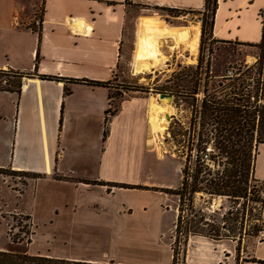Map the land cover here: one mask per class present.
<instances>
[{
  "label": "crops",
  "instance_id": "0c3cea01",
  "mask_svg": "<svg viewBox=\"0 0 264 264\" xmlns=\"http://www.w3.org/2000/svg\"><path fill=\"white\" fill-rule=\"evenodd\" d=\"M27 1L0 0V70L33 76L24 81L21 92L0 91V169L42 176L32 184V194L34 203L46 211L45 225L66 218L81 226L88 217L112 226L121 216L125 222L137 218L149 225L151 217L145 209L149 201L126 207L117 202V193L156 195L162 205L173 195L161 190L179 186L141 179L154 151L152 133L158 128L150 119L151 99L125 91L128 97L121 110L115 116L108 114L113 110L110 92L120 78L126 25L129 18L134 20L135 9L142 13L156 7L203 12L205 0H43L39 21H35L37 4L31 2L29 10ZM263 10L264 0H218L213 39L224 45L258 44ZM142 19L155 25L149 32L162 26L153 17H140L139 22ZM148 35L142 37L139 61L146 67L153 64L159 40L172 32ZM131 75L135 77V72ZM85 80L111 85L74 83ZM254 176L264 182V145L258 149ZM173 208L167 213L174 214V223L178 211ZM85 209L95 212L90 216ZM2 235L5 243H0V252L39 255L15 250L7 238L6 224L0 221ZM194 239L198 244L189 253L188 264H224L230 254L232 259L234 242ZM249 251L250 257L241 264H264V238L249 246Z\"/></svg>",
  "mask_w": 264,
  "mask_h": 264
},
{
  "label": "rangeland",
  "instance_id": "374dc122",
  "mask_svg": "<svg viewBox=\"0 0 264 264\" xmlns=\"http://www.w3.org/2000/svg\"><path fill=\"white\" fill-rule=\"evenodd\" d=\"M31 2L37 4L35 21H39L43 15V0H28L26 3L29 10H31ZM135 11L134 20L132 17L129 18L126 25L124 56L118 73L120 78L114 82L116 87V90H113L114 107L120 102V98L117 96L123 95L125 91H131L133 96L139 95L151 99L149 106L152 103H157L169 108L167 109L168 114H164L166 117L164 127L160 129L155 126L157 132L152 133L154 151L149 154L148 166L142 172L141 179L159 184L180 186L182 170L187 168L189 173L192 172L195 164L200 160V158L194 160L195 155L201 156V153L195 149L197 128L200 125V119L196 115L198 106L195 98L201 99L204 94L201 92L194 98L192 92L197 87L203 91L208 81L209 93L216 91L219 97L222 96L221 100H228L223 97V94L228 93L230 81L225 80L224 77L232 76L236 72L233 67H238L241 64L253 65L256 62L257 49L239 44L224 45L211 42L209 40L211 11L205 14L190 10L177 11L176 15L179 17H171L168 12L155 10V8L144 13L139 12V9H135ZM140 17H153L162 26L149 32L148 28L155 25L148 19H142L139 22ZM262 23H264V13L262 14ZM203 25L206 28V34L202 44ZM38 26L36 24V27ZM198 29L199 34H197ZM151 32L153 35H148ZM170 32L172 35L159 40L161 55L159 57L162 58L159 64L152 68L149 64L146 67L144 63H139L142 37L144 35L156 37L158 34ZM209 58L210 74L207 79L206 64ZM200 61L202 62V69L199 71L201 75H197L196 67ZM133 72H135V77L131 75ZM5 77L7 78L0 79V88L11 87V83H6L7 80L19 81L14 76ZM27 79L29 78L24 77V80ZM198 79L201 80L198 81ZM178 84L181 86L180 88ZM252 84L254 86L253 82ZM167 87L171 88L166 92L161 91ZM161 94L168 95L170 98L161 99ZM123 97L125 99L128 96L123 95ZM164 101L168 103H164ZM168 116L170 120H168ZM209 146L210 144L206 147ZM157 157L160 160L167 159V161H160ZM222 164V162L212 159L208 166H205L219 171L223 169ZM33 183L34 180L26 175L15 174L9 169H0V221H3L7 226V238L10 243L12 242L11 237L18 234L24 240L22 243L14 244L15 250L70 260L89 259L104 262L122 260L139 264H173L174 224L179 215L178 197L170 196L168 201L161 205L156 195L142 197L139 193H117V202L125 204L126 207H129V203L136 204L144 200L147 203L149 201V205L145 209L150 215L151 221L146 226L142 225L137 218L125 222L123 216L119 217L112 226L102 225L101 222L89 220L88 217L81 226L66 221V218H61L53 225H45L46 211L34 203ZM255 184L259 190V199L264 201V182ZM153 190L152 192L162 196L158 189ZM221 202V199L215 200L213 207H217V204L219 205ZM173 207L178 211L174 223L172 222L174 214L167 213ZM230 207L240 208L239 205L228 202V209ZM85 210L90 216L95 212L92 209V211ZM131 211V209L128 210V212ZM136 213L137 216L140 214L138 211ZM27 215L32 216L35 223L34 235L27 234V229L20 232V229L22 230L27 224L23 219ZM263 238L264 232L259 237L246 238L243 241L240 255L236 253V244L231 243L232 259L230 260L231 254L225 256L224 264L230 262L241 264L250 257L249 246ZM0 239V243L4 244L3 235ZM195 240L197 239L189 240L186 253L179 254L177 264H188L189 253L192 252L194 245L198 244Z\"/></svg>",
  "mask_w": 264,
  "mask_h": 264
},
{
  "label": "trees",
  "instance_id": "16d2710c",
  "mask_svg": "<svg viewBox=\"0 0 264 264\" xmlns=\"http://www.w3.org/2000/svg\"><path fill=\"white\" fill-rule=\"evenodd\" d=\"M212 8V9H211ZM155 10L168 12L171 17L176 15L177 10L171 8L156 7ZM218 10V0H205V8L201 13L212 12L209 24V40L220 44L213 39L215 16ZM264 13V10L261 13ZM206 28H202V44L205 40ZM257 49L256 62L253 65H239L233 67L236 72L232 76L224 77L230 81L228 93L223 94L228 100H221L217 92H208V81L204 90L195 88L192 92L194 98L203 92L201 99H196L198 106L196 115L200 119V129L197 131L196 149L201 152L205 144L212 142L216 154L213 161L222 162L223 169L213 170L208 165L198 160L192 172L187 168L182 170L180 186L175 190H161L167 194L179 198V215L174 224L173 264H177L180 253H186V247L191 238L203 237L213 241H231L236 243V253L242 250L243 241L246 238H256L264 232V201L259 199V190L255 183V162L260 145H264V23L262 39L258 44H243ZM211 53L212 50L210 49ZM245 68V70H243ZM202 69L200 61L196 67L197 75ZM206 76L210 74V58L206 64ZM233 72V71H232ZM231 72V73H232ZM231 75V74H230ZM5 76H14L19 81H9L10 88H0V91L21 92L22 79L31 78L32 75L22 74L10 70V73L0 70V79ZM234 77V78H232ZM42 79L64 81L60 78L42 77ZM201 79H198L200 81ZM186 81V80H185ZM254 83V86L252 84ZM91 86L110 87L111 83L90 81H75ZM221 85V84H220ZM178 87L181 86L178 84ZM171 87L162 89L166 92ZM116 87L110 92V100L113 110L108 114L115 116L121 110L124 101L122 94L117 96L120 102L114 107V93ZM172 91V90H171ZM220 93V92H219ZM69 90H66V95ZM208 127H207V126ZM172 129V128H170ZM108 135L105 130L104 139ZM207 165V166H205ZM26 175L34 181L41 179V175L13 172ZM60 180V178H57ZM254 182V184H252ZM117 188L135 189L128 185H114ZM221 199V204L213 207L214 201ZM241 201V202H240ZM201 202V204H200ZM228 202L240 206L228 209ZM26 226L20 232L27 229V234L34 235L35 227L30 215L24 216ZM14 244L22 243L18 235L11 237ZM30 243V241H29ZM264 263V262H261ZM0 264H120L114 260L107 263H98L85 260H70L52 257L49 255H29L25 253L0 252Z\"/></svg>",
  "mask_w": 264,
  "mask_h": 264
},
{
  "label": "bare ground",
  "instance_id": "6f19581e",
  "mask_svg": "<svg viewBox=\"0 0 264 264\" xmlns=\"http://www.w3.org/2000/svg\"><path fill=\"white\" fill-rule=\"evenodd\" d=\"M159 56L160 55V50H159V46L154 54V57H153V64L151 65L152 68L156 67L159 62L161 61L162 58H160ZM164 56V55H163ZM148 69V68H147ZM164 103H168L167 101H164ZM150 109V119L151 121H153L154 123H157L158 125V128L162 129L164 126V121H166V117H165V113H167V108L166 106L164 105H160V104H157V103H152L149 107ZM161 115H163V117H161Z\"/></svg>",
  "mask_w": 264,
  "mask_h": 264
},
{
  "label": "built area",
  "instance_id": "2783aa9c",
  "mask_svg": "<svg viewBox=\"0 0 264 264\" xmlns=\"http://www.w3.org/2000/svg\"><path fill=\"white\" fill-rule=\"evenodd\" d=\"M7 73L9 72L10 73V70H5ZM24 78L22 79V88L24 87ZM199 127H200V125L198 126V130H199ZM197 130V131H198ZM196 136H197V134H196ZM197 137L195 138V143H197ZM210 144V146L209 147H206L207 145H209ZM196 149V148H195ZM196 151H197V149H196ZM198 152V151H197ZM196 152V153H197ZM201 153V156L199 155V157L197 156V154L195 155V157H194V160H197L198 158H200V160L203 162V163H205V164H209V162L210 161H212V157L216 154V151H215V148H214V145H213V141L212 142H209V143H207V144H205V146H204V149L200 152ZM193 158V157H192ZM187 161H188V159H187Z\"/></svg>",
  "mask_w": 264,
  "mask_h": 264
},
{
  "label": "water",
  "instance_id": "95a60500",
  "mask_svg": "<svg viewBox=\"0 0 264 264\" xmlns=\"http://www.w3.org/2000/svg\"><path fill=\"white\" fill-rule=\"evenodd\" d=\"M160 98H161V99H165V98H170V97H169L168 95L161 94V95H160ZM167 118H168V120H170V117H169V116H168Z\"/></svg>",
  "mask_w": 264,
  "mask_h": 264
}]
</instances>
